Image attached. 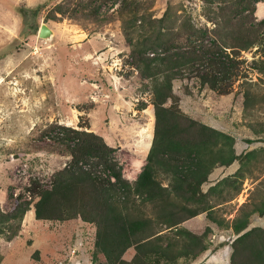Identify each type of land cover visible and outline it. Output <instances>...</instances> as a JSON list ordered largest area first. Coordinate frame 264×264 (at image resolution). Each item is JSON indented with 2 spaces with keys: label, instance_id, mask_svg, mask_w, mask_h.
Wrapping results in <instances>:
<instances>
[{
  "label": "trees",
  "instance_id": "16d2710c",
  "mask_svg": "<svg viewBox=\"0 0 264 264\" xmlns=\"http://www.w3.org/2000/svg\"><path fill=\"white\" fill-rule=\"evenodd\" d=\"M108 1L81 0L79 8L85 18L98 20ZM202 1L212 27L197 25L172 2L161 16L133 0H121L117 10L125 28L141 31L131 52L141 75L149 80L155 108L153 142L137 179L125 176L115 147L95 131L59 122L41 131L40 139L47 138L69 158L49 184L35 180L30 188L36 217H81L94 223L93 264H191L226 243L229 264H264V226L251 225L253 215L264 216V197L244 201L232 219L217 213L219 204L240 193L245 170L253 172L251 159H257L264 147L238 153L235 136L188 115L174 89L175 79L191 75L200 87L226 94L241 79V85H249L243 92L245 107L254 109L260 103L241 67L247 60L243 51L256 48L258 56L250 63L264 72V17L255 14L260 0ZM59 8L67 12L63 5ZM235 161L240 162L236 171L204 189L216 167ZM33 201H18L13 210L0 211V234L2 223L20 222ZM203 212L215 225L209 223L203 231L185 225ZM215 228L231 229L235 236L214 244ZM131 247L135 253L126 259ZM0 264H6L1 256Z\"/></svg>",
  "mask_w": 264,
  "mask_h": 264
},
{
  "label": "rangeland",
  "instance_id": "374dc122",
  "mask_svg": "<svg viewBox=\"0 0 264 264\" xmlns=\"http://www.w3.org/2000/svg\"><path fill=\"white\" fill-rule=\"evenodd\" d=\"M80 1L0 0V211L13 210L18 201H33L34 181L49 184L54 171L66 164L65 151L47 138L40 139L50 123L84 126L103 135L115 147L124 173H140L147 161L156 118L149 80L141 75L131 52L141 31L124 27L117 13L121 0L106 2L98 20L83 16ZM133 1L155 16H161L172 2L197 25L213 26L204 15L202 0ZM59 5L67 12H61ZM257 10V18H263ZM43 22L54 30L52 38L39 36ZM243 55L247 60L241 67L259 96L254 109L245 107L243 92L249 85H241V79L226 94L200 87L191 75L174 81L181 108L233 134L238 153L264 147V72L251 66L250 61L258 56L256 48L244 50ZM251 160L253 172L245 170L240 193L217 208L226 220L238 214L244 201L264 197V152ZM239 165V161L225 165L220 175L216 171L212 177L233 173ZM160 177L167 182L165 174ZM213 179L210 182H217ZM210 182L204 184L205 189ZM209 223L215 225L204 212L185 225L203 231ZM251 225L264 226V216L253 215ZM1 226L0 256L6 264H93L97 226L81 217L39 219L33 201L20 222ZM222 231L227 241L235 236L220 228L214 234ZM221 237H215L214 243ZM228 249L221 252L219 264H229ZM134 253L131 247L124 257L131 259ZM206 253L191 264H208L211 249Z\"/></svg>",
  "mask_w": 264,
  "mask_h": 264
},
{
  "label": "crops",
  "instance_id": "0c3cea01",
  "mask_svg": "<svg viewBox=\"0 0 264 264\" xmlns=\"http://www.w3.org/2000/svg\"><path fill=\"white\" fill-rule=\"evenodd\" d=\"M142 164H144V163H142ZM142 164L140 165V168H141V166H142ZM224 167H225V165H223V166H218V167H216L215 169H214V171L210 174V177H209V180L207 181V182H210V180L211 179H213L214 177H212L213 176V174H214V172H216L217 171V173L216 174H218V175H220L223 171H224ZM125 176L126 177H128L130 180H135V179H137V177H138V175H139V173H137L136 171H127V170H125ZM229 174V173H228ZM227 174V175H228ZM231 174V173H230ZM217 175V176H218ZM224 176H226V175H223V177ZM223 177H221V178H216L214 181H219L220 179H222ZM211 183V185H213V184H215V183H212V182H210ZM211 185H209V187L211 186ZM208 187V188H209ZM207 188V189H208ZM205 189V188H204ZM207 189H205V190H207ZM231 200H229V201H226V202H224V203H222V204H219L218 206H217V208L218 207H220V206H224L225 204H227L228 202H230ZM239 207H240V205H239ZM239 207H238V209H239ZM204 213V212H203ZM203 213H201V214H199V215H202ZM198 216V215H197ZM187 222H188V220H187ZM185 223H186V221H185ZM188 226V225H187ZM222 230H231V229H222ZM225 233L222 231L219 235H215V234H213V236H212V241H213V243H214V240H215V237H221L222 235H224ZM234 235V234H233ZM222 241H225V239H223L222 237H221V239H218V242L217 243H214V244H218V243H220V242H222ZM230 242V241H229ZM227 246H229V244L228 243H226V244H224L223 246H221L220 248H218L216 251H212V254L210 255V256H208L209 257V259H208V261H206V262H209L208 264H219V261H218V259H219V257H220V255H221V252L227 247ZM225 247V248H224ZM227 252L228 253H230V251H229V249L227 250ZM228 253H227V255H228ZM204 254H206L207 255V253H204ZM206 255H204L205 257H206Z\"/></svg>",
  "mask_w": 264,
  "mask_h": 264
},
{
  "label": "water",
  "instance_id": "95a60500",
  "mask_svg": "<svg viewBox=\"0 0 264 264\" xmlns=\"http://www.w3.org/2000/svg\"><path fill=\"white\" fill-rule=\"evenodd\" d=\"M53 35L54 30L46 22H43L39 30V36L45 38H52Z\"/></svg>",
  "mask_w": 264,
  "mask_h": 264
},
{
  "label": "bare ground",
  "instance_id": "6f19581e",
  "mask_svg": "<svg viewBox=\"0 0 264 264\" xmlns=\"http://www.w3.org/2000/svg\"><path fill=\"white\" fill-rule=\"evenodd\" d=\"M257 13H258L259 16H264V2H261L260 3L259 8L257 10Z\"/></svg>",
  "mask_w": 264,
  "mask_h": 264
}]
</instances>
